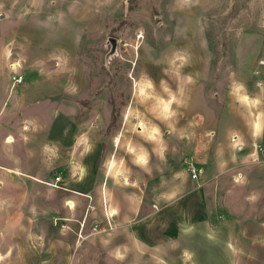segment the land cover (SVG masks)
Returning <instances> with one entry per match:
<instances>
[{
    "label": "rangeland",
    "instance_id": "1",
    "mask_svg": "<svg viewBox=\"0 0 264 264\" xmlns=\"http://www.w3.org/2000/svg\"><path fill=\"white\" fill-rule=\"evenodd\" d=\"M109 37L117 43L106 58ZM48 94L33 110L8 112L35 115L15 126L31 153L53 162L73 154L78 135L99 142L96 182L108 168L116 171L108 186L146 182L147 205L167 214L173 198L154 201L147 183L198 168L183 149L192 137L236 130L249 154L233 169L243 175L212 177L202 191L227 203L213 207L220 214L241 219L225 223L240 233L236 264H264V236L254 237L264 233V158L255 152L264 147V0H0V104ZM40 164V184L0 180V264H122V253L105 248L114 228L87 204L96 192L70 186L87 177L86 163L77 176ZM56 175L60 187L48 184ZM139 264L166 263L147 253Z\"/></svg>",
    "mask_w": 264,
    "mask_h": 264
},
{
    "label": "crops",
    "instance_id": "2",
    "mask_svg": "<svg viewBox=\"0 0 264 264\" xmlns=\"http://www.w3.org/2000/svg\"><path fill=\"white\" fill-rule=\"evenodd\" d=\"M49 95H44L39 99L38 97L30 99L27 104L21 100L19 103L16 101L12 104L9 102L0 104V134L2 133L0 135V180H18L19 178L21 181L22 178H25L29 183L37 185L45 179L43 178L44 168L39 169L40 163L44 164L43 166H48L50 163L57 164L58 162V165L63 167V171H65L64 169L70 170L75 176L82 173V165L86 163L87 166L83 167L87 168V177L83 179L84 181H80L81 178L76 177L70 182V186L74 191L87 193L85 191L89 189L88 193L93 190L96 192L95 202L91 201L87 204L89 207L99 208L101 211L99 217L106 220L111 228H114L106 235L107 254L122 253V264H139L140 255L147 253L154 254L166 264H236V255L240 252V248L233 240L236 236L239 237L240 233L236 234L231 229H225V223L236 220L241 222V219L236 218L235 215L220 214L221 210H216L213 207L224 206L227 203L221 201L216 203L215 200L211 203L207 193L203 192L207 184H211L212 177H217V182H219L225 179L230 180L235 173L243 175V172H235L233 169L247 160L249 154L239 151L242 141L236 130L225 135L217 134L210 137L200 135L186 141L183 145L184 151L198 162L199 171L196 179H192L188 172L187 174L181 173L180 179L172 177L170 182L165 185L161 180L156 181L154 184H157V188L152 187L150 182L147 183L150 185L148 190L153 191L152 199L154 201L164 203V200L173 198V201H170L169 206L166 207L169 212L167 214L158 211V204H153L155 210H151L147 205L144 192L146 182L144 180V184L136 181L127 185L120 183L108 186V178H113L116 174V171L108 168L105 171L106 182H96L94 167L98 159V152L101 150L99 142L86 139L82 141V136L78 135L71 144L74 149L73 154H64L53 162L50 161L51 158H45L42 152L31 153V146L25 143L29 140V135L27 136L24 128L17 131L15 126L24 122L22 120H30L35 115L29 113L27 116L14 119L8 112L19 109L33 110ZM21 103L23 106L19 107ZM33 120L37 124L44 122L35 117ZM188 125H185L186 128ZM182 129L178 131L181 132ZM18 134H22L23 138ZM6 137L7 139L12 138V141L7 143L4 139ZM177 142L179 141L177 140ZM82 143L86 145L84 148L86 152L83 154ZM44 146L45 144L40 142L36 147L38 150H43ZM235 146H237L236 150ZM66 148L71 149L67 146H60L59 150L64 151ZM87 150L90 151L87 153ZM89 153L90 155L87 157ZM229 173L232 176H227ZM101 191L107 192V195L105 193V213L100 207ZM260 221L264 224V220ZM243 232L245 235L246 231ZM92 233L91 231L84 236H93ZM258 235L263 237L264 233L255 234L254 237L257 238Z\"/></svg>",
    "mask_w": 264,
    "mask_h": 264
},
{
    "label": "built area",
    "instance_id": "3",
    "mask_svg": "<svg viewBox=\"0 0 264 264\" xmlns=\"http://www.w3.org/2000/svg\"><path fill=\"white\" fill-rule=\"evenodd\" d=\"M12 79H13L14 84H19L22 81V78L20 76H13ZM255 147H256L255 152L257 153V156H258V154H260V157L264 158V147L261 145H256ZM188 171H189L190 177L192 179L197 178L199 170L194 164H192V163L189 164ZM60 179H61V177L59 175H56L54 178V182L53 183L49 182L48 184H50L54 187H60V185H59ZM79 236L81 237V233L79 234Z\"/></svg>",
    "mask_w": 264,
    "mask_h": 264
},
{
    "label": "water",
    "instance_id": "4",
    "mask_svg": "<svg viewBox=\"0 0 264 264\" xmlns=\"http://www.w3.org/2000/svg\"><path fill=\"white\" fill-rule=\"evenodd\" d=\"M108 41L110 43V49H109L108 53L106 54V58L115 53V49H116L115 47H116V43H117V40L114 37H109Z\"/></svg>",
    "mask_w": 264,
    "mask_h": 264
}]
</instances>
